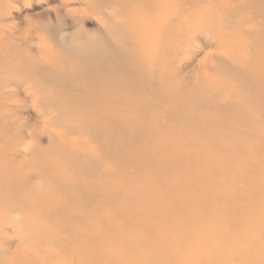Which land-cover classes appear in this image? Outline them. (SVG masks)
Wrapping results in <instances>:
<instances>
[{
    "label": "rangeland",
    "instance_id": "374dc122",
    "mask_svg": "<svg viewBox=\"0 0 264 264\" xmlns=\"http://www.w3.org/2000/svg\"><path fill=\"white\" fill-rule=\"evenodd\" d=\"M0 264H264V0H0Z\"/></svg>",
    "mask_w": 264,
    "mask_h": 264
},
{
    "label": "bare ground",
    "instance_id": "6f19581e",
    "mask_svg": "<svg viewBox=\"0 0 264 264\" xmlns=\"http://www.w3.org/2000/svg\"><path fill=\"white\" fill-rule=\"evenodd\" d=\"M255 5V4H254ZM199 21V20H197ZM204 23L202 22V20L200 19V25H203ZM110 27V26H108ZM108 27H105V28H108ZM202 27V26H201ZM196 30L195 27H192V30ZM198 31L203 34L202 32L206 33L208 36V40L209 38L212 36V35H209V33H212L214 34V37L212 36L211 40L213 42L216 41L217 38H219V40L222 41V38L224 36L218 34L217 32H213L211 29H208V28H205V29H198ZM216 43V42H215ZM107 44V40L104 39H97V40H84L83 43H81L79 45V47L75 48V50L82 56L84 57H94V58H99L101 56H103L104 58L107 59V61L109 60L110 58V55L107 54V52L105 51V46ZM220 44V42H219ZM252 47V45H251ZM220 54V53H219ZM222 54V53H221ZM223 55V54H222ZM219 55H216L215 57V54H212V52H208L206 54V58L204 59L203 61V64H207L208 62H212L215 58H217ZM224 56V55H223ZM220 57H222L220 55ZM225 57V56H224ZM223 58V57H222ZM106 61V62H107ZM177 76H181V72H178ZM178 79V78H177ZM123 113V112H122ZM116 122V121H115ZM101 132V131H100ZM107 184V183H106ZM107 188V187H106ZM107 196V195H106ZM28 197V196H27ZM111 197V196H110ZM112 203V202H111ZM3 230V229H2ZM9 235V234H8ZM136 249V248H135ZM96 257V256H95ZM96 259V258H95ZM156 262V261H155Z\"/></svg>",
    "mask_w": 264,
    "mask_h": 264
}]
</instances>
